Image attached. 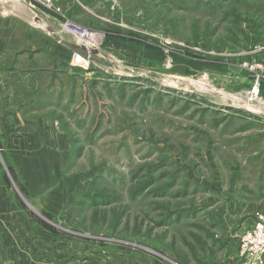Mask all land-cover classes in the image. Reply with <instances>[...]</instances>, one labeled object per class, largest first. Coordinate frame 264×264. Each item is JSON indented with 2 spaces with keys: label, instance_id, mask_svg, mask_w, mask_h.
<instances>
[{
  "label": "rangeland",
  "instance_id": "rangeland-1",
  "mask_svg": "<svg viewBox=\"0 0 264 264\" xmlns=\"http://www.w3.org/2000/svg\"><path fill=\"white\" fill-rule=\"evenodd\" d=\"M201 1L0 0V150L30 139L57 176L34 212L12 190L0 264H239L264 213V104L244 98L264 0Z\"/></svg>",
  "mask_w": 264,
  "mask_h": 264
},
{
  "label": "crops",
  "instance_id": "crops-1",
  "mask_svg": "<svg viewBox=\"0 0 264 264\" xmlns=\"http://www.w3.org/2000/svg\"><path fill=\"white\" fill-rule=\"evenodd\" d=\"M208 1L211 0H202L201 2L207 3ZM215 2L218 7L219 0H215ZM36 148L37 147L33 146V143L29 139L27 142L23 143V148L11 149L9 151H5L3 149L2 151L0 150V163L3 162L2 157L8 159L7 168H10L11 170V175L8 172H6L5 175V170L0 169V224L4 223V221L10 222L12 221V219L17 218L16 215H19L15 207H18L20 202L17 201L18 199L13 198L12 190H14L17 196L20 197V199L22 200L21 202L23 204L29 206L30 202L34 206L35 203L31 199L33 197L35 198V195H37L40 191L44 190V188L50 186V183L56 176H53V174H47V171H49L50 169L53 170V159L52 157H50L49 153L52 151H50L49 149L45 150ZM12 179L15 181L14 183H16L17 186L13 183ZM69 186L70 183L68 180H61L58 187H61L62 189V197L65 193H68V190L70 192ZM17 187H19V189ZM24 198H26V201L24 200ZM61 201L60 203L67 202L63 198H61ZM51 204L52 203L49 202L47 203V206H51ZM29 208L34 212V210L30 206ZM18 212L20 213L19 210ZM4 226L5 225H3V227ZM5 232L7 234L2 235L0 233V238L6 239V237H8L9 239L10 236H12L9 235L10 233H8L9 227ZM8 243L9 249L5 250L2 256H5L7 253L9 254L16 251V249L11 248L10 239Z\"/></svg>",
  "mask_w": 264,
  "mask_h": 264
},
{
  "label": "built area",
  "instance_id": "built-area-1",
  "mask_svg": "<svg viewBox=\"0 0 264 264\" xmlns=\"http://www.w3.org/2000/svg\"><path fill=\"white\" fill-rule=\"evenodd\" d=\"M43 7L51 0H39ZM221 1V0H220ZM49 8V7H48ZM69 31V28H68ZM76 35L86 33H75ZM247 66L254 75L250 87L244 92V98L253 106L264 104V94L261 84L264 83V61L255 62ZM252 227L241 235L237 256L239 264H264V213L255 215Z\"/></svg>",
  "mask_w": 264,
  "mask_h": 264
},
{
  "label": "trees",
  "instance_id": "trees-1",
  "mask_svg": "<svg viewBox=\"0 0 264 264\" xmlns=\"http://www.w3.org/2000/svg\"><path fill=\"white\" fill-rule=\"evenodd\" d=\"M147 189H143V188H139L137 189L135 192L137 193H143V192H146ZM137 193H134V194H137ZM163 192L162 191H159V192H155V194H162ZM85 197H89V195L85 196ZM99 198L96 196L94 197V200H98ZM109 198H102L101 201L102 202H107Z\"/></svg>",
  "mask_w": 264,
  "mask_h": 264
},
{
  "label": "bare ground",
  "instance_id": "bare-ground-1",
  "mask_svg": "<svg viewBox=\"0 0 264 264\" xmlns=\"http://www.w3.org/2000/svg\"><path fill=\"white\" fill-rule=\"evenodd\" d=\"M65 30L68 31V28H67L66 26H65ZM74 35H75V37H77V39H78V38H81L82 41H83V40H88V39H90V37H89L88 34H83V35L78 34V35H76V34L74 33Z\"/></svg>",
  "mask_w": 264,
  "mask_h": 264
},
{
  "label": "water",
  "instance_id": "water-1",
  "mask_svg": "<svg viewBox=\"0 0 264 264\" xmlns=\"http://www.w3.org/2000/svg\"><path fill=\"white\" fill-rule=\"evenodd\" d=\"M78 52H80L81 54H83L84 56H87V52L85 51V50H81V49H79V50H77Z\"/></svg>",
  "mask_w": 264,
  "mask_h": 264
}]
</instances>
